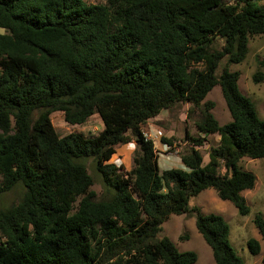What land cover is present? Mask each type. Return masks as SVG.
Here are the masks:
<instances>
[{
    "label": "trees",
    "instance_id": "1",
    "mask_svg": "<svg viewBox=\"0 0 264 264\" xmlns=\"http://www.w3.org/2000/svg\"><path fill=\"white\" fill-rule=\"evenodd\" d=\"M0 28V201L24 191L17 204L0 206V264H196L195 252L159 237L172 215L190 213L215 264H245L226 220L189 201L214 189L250 214L242 194L256 177L240 162L264 159V120L241 93L239 73L218 72L224 59L244 62L250 39L264 35L260 0H0ZM217 86L231 122L221 126L212 103L201 109L199 132L220 138L209 162L196 149L206 138L187 133V170L161 173L143 126L179 103L193 113ZM56 112L70 125L98 116L103 130L60 137ZM133 137L132 171L107 164ZM88 159L110 197L91 191ZM254 224L264 236V218ZM248 248L261 252L254 239Z\"/></svg>",
    "mask_w": 264,
    "mask_h": 264
},
{
    "label": "rangeland",
    "instance_id": "2",
    "mask_svg": "<svg viewBox=\"0 0 264 264\" xmlns=\"http://www.w3.org/2000/svg\"><path fill=\"white\" fill-rule=\"evenodd\" d=\"M90 5H104L108 0H84ZM227 4H235V0H223ZM264 4V0H260ZM5 29L0 28V34H6ZM227 68L231 72H238L239 89L241 93L251 99L255 104L259 117L264 120V35L254 36L249 42V53L241 64H229L224 59L219 67V74ZM263 74V81L255 82L256 73ZM205 103H212L214 109L211 111L221 126L231 122V116L222 95L221 88L215 87L202 102L200 109H194L186 103H179L174 107L161 112L157 117L149 120L143 126L144 137L153 141L158 156L160 172L166 170H187L180 158V153H187L192 149L190 142L186 140L187 133L191 137H205V145L196 148L204 159V165L209 162L211 148L219 144V135L201 134L197 123L202 120L201 109ZM52 125L60 137L69 134H81L85 137L97 136L103 130V124L98 116H94L83 125H70L65 121L60 112L51 115ZM138 139L132 138L131 143L119 145L116 152L107 164H115L122 167L124 173H129L134 168V158L138 150ZM84 163L89 174L93 178L91 191L96 194L97 200L110 197L102 178L96 170L93 159L85 160ZM244 171L251 172L256 177L253 190L243 192L247 205L250 208L248 216H241L234 205L228 201H222L214 189H207L189 201V207H198L205 215L216 214L222 216L230 226V242L236 253L245 264H264V236H262L254 224L258 215L264 218V159L252 160L244 158L240 162ZM224 171V170H223ZM23 189L5 195L0 201L1 207H9L17 204L23 195ZM160 238H169L180 252H195L198 256L196 264H215L211 248L206 244L203 237L196 228L195 214L172 215L162 227ZM256 240L260 244L259 255H252L248 242Z\"/></svg>",
    "mask_w": 264,
    "mask_h": 264
}]
</instances>
